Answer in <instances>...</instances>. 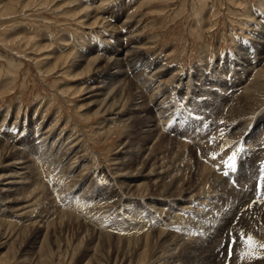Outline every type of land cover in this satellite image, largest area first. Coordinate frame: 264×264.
<instances>
[{"label": "rangeland", "instance_id": "rangeland-1", "mask_svg": "<svg viewBox=\"0 0 264 264\" xmlns=\"http://www.w3.org/2000/svg\"><path fill=\"white\" fill-rule=\"evenodd\" d=\"M109 23H112L111 26L108 25ZM111 27H115L117 34L119 31V41L116 40V33L114 34L111 31ZM115 29H113L114 32ZM256 34L258 37H264V0H0V133L5 127L10 130L14 125L23 124L28 127V134L35 144L41 141L42 137L36 139L39 134H43L48 139L52 136V140L56 139L59 134V139L61 137H71L64 142L62 150L58 151L57 157L60 159L56 158L57 165L54 164L57 167L60 166L66 180L62 179L63 177L53 180L52 178L55 176L48 169L44 170L40 164L36 167V162L43 159V154L39 152L33 154V152L27 150L26 154H22L21 156L25 157L24 161L28 160L26 163L15 161L17 163L13 168L16 171L15 173L11 172L10 169L8 170L11 167L7 166V163L12 160L5 163L4 160L0 159V188H10L7 192L3 191L8 199L3 202H5V205L14 206L16 210L8 209V212L11 211L14 215L22 214L23 217H29L20 230L21 232L18 231L20 234L15 236V244H18L21 238L22 244L25 243V245H21V249H16L17 245L13 249L0 248V264H42L41 260H47V264H98V262L99 264H116L121 255L127 251L128 242L125 240L133 242L137 238L136 234L132 231L129 233L124 232L125 234L120 230L119 233L115 231L112 234V242L106 241V243H102L101 249H95L99 242V232L101 230H94V233L89 236L86 227L91 230L90 226H94L90 223L91 219L96 222L99 218L98 221L100 222V220L104 221V218L113 219L117 214H121L123 210L125 213L126 209L131 212L132 206L135 209L139 208L138 213L135 214L137 217L125 215L126 219L124 220L127 224H130L131 228L132 224H137L138 217H145L144 212L148 214L147 217L153 216L154 219L151 222L153 226H150L153 230L147 227L144 229L142 237L140 236L143 246L145 244L144 238L149 235L150 240L152 231L155 241V237L159 235V232L165 231L163 233H166L168 230V226L163 225L161 222L163 213L169 211L172 217L184 213L187 218L191 217L189 212L201 211L202 208L199 204L203 205L208 201L215 203L216 201L213 199L204 200L202 197V193L209 191L206 184H203L204 178L202 177H204L207 166L210 165L197 156L195 158L197 157L199 161L200 177L193 184L192 192L181 193L180 195L176 190L168 201H164L161 194L166 189L165 184L176 177L174 174L180 175V173H177L176 166L179 169L178 165H181L185 170L184 175L188 174L191 165L189 158H186V161L183 159L182 163L172 160L176 155L175 150L185 153L188 148L187 145L193 146L203 143L197 140L203 135L195 137V141L192 140L198 133L206 134L203 141L207 140L209 142L221 135L228 134L229 136L231 132L232 134L235 132L236 136L238 134L243 138L240 143L237 140L234 141L235 143L232 141L230 145L223 146L222 150L220 149L216 153L217 155L211 157L212 160L209 159L210 162L215 160L217 166L214 169L221 173V177H226L225 179L228 180L229 185L233 186L230 182L232 176L226 174L234 172L238 177V174L242 173L250 162L262 172V169H264V146L261 150H258V158L254 156L253 147L257 144H264V85L261 86L260 90L258 89L259 94H261H258L257 97L260 100L255 99V104L252 102L246 108V111L235 113V115L234 111L231 112L229 106L235 105L237 99L234 101L230 99L231 101L226 103L228 108L223 106L228 112L223 111L225 115L220 111L222 110L220 104L210 106L211 109L215 107V112L212 110V114L206 112L208 105L203 107L204 101L200 88H209V85L200 87L199 84L204 82L203 77H198L200 78L198 84L200 93L195 92L196 98L192 105L191 102H187L190 94L185 96L186 89L179 84L180 82L185 84L188 77L191 78L195 73L201 74V72H204L205 76H214V74H211L212 72L219 73L222 71L227 73L228 76L225 78V82L229 84L231 80H235L236 74H239L237 71L239 66H235L236 60L234 58L249 53L250 64L253 67L255 66L254 71L260 72L261 70L262 72L263 76L259 81L262 85L264 83V60L254 63V57H259L261 51L259 45L261 43L255 37ZM126 42L131 43L132 48H141L137 54L140 57L136 59L137 61H142V64L144 59L153 58L157 61L155 63L158 65L152 67L148 75L141 77V83L153 71H157V66L162 65L160 69L158 68L160 73L156 75L152 84L148 88H145L148 83L142 85L146 91L143 98L144 104L150 110V114H147L150 117L149 124L151 126L148 131L149 139H143V135L137 138L138 134L134 133L133 130L138 126H142V114L138 117L130 114L121 121H107V118L116 117L104 115L100 109L105 105L99 107L98 104L93 103L96 99L88 98L89 94L85 90L88 85L90 87L97 85L94 81V78L97 77L94 71L97 69L101 72L104 68L103 57H108L113 49H118L116 44H127ZM240 46L244 47L245 51L240 49ZM88 51L93 53L87 54ZM96 53L100 54L102 59L98 60L93 66L88 67L87 59L96 57ZM81 54L86 55V60L80 67H75L73 64L79 63L80 57L78 58V56ZM123 54L124 52L121 53L120 57H123ZM75 59L77 60L75 61ZM137 65H141V63ZM130 72L125 75L127 80L122 82L120 92L113 91L114 100H110V102L113 101L119 106L118 109H121L122 106L125 110L132 99L129 93L139 90V88L134 87L136 73ZM241 79H245L244 74L241 75ZM159 85L161 86L158 89L159 91L157 89L155 91V88ZM214 88L210 92V101L211 97L220 95L219 89L216 86ZM147 89H150V92ZM234 89L231 88L228 94ZM147 92L151 95L149 96ZM152 95L154 99L149 102ZM228 104L230 105L228 106ZM165 107L168 109H165ZM250 108L252 110H249ZM132 113L135 112L132 111ZM255 114L262 119L259 118V121H254ZM33 119V122L39 123L37 126L39 132L35 137L29 129L32 126L30 124L33 123ZM228 121H232V123ZM234 125L236 127H233ZM148 128L145 127L144 130ZM130 132L134 133V138L131 136L132 134L130 135ZM17 134L21 136V130ZM76 143L79 146L81 145V149L76 158L73 159L74 152L77 149L73 151V147ZM163 146H167L172 150L176 148L166 160L162 159V155L156 152L158 147ZM68 147H71L73 152L69 150L66 155L60 157L59 155H62L63 150ZM15 148L16 152L14 153L17 154L18 152L19 154L20 147L16 146ZM45 150L48 151L49 149ZM138 150L139 160H136V164L132 168V174L135 175L140 171L141 179L137 184L143 189L141 200H124L121 202L120 209L115 208L114 211L108 210L106 212L95 209V213H93V210H89L90 213L88 210L85 212V209L82 211L83 207L76 205L73 198L76 194L73 193L77 189L73 187V179L68 180L71 170L75 171V174H73L75 176L83 168L82 162H80L81 159H84V163L89 165V170L83 172L85 174L88 172V180L82 185L80 192L78 191L79 196L82 197V191L88 189V182H92L93 185L89 188L86 196L93 190L98 191L107 186L109 179H107L106 173L113 171L116 166L114 164H117V162H128L132 154ZM232 157H234V160L230 159ZM167 160L170 163L172 162L171 165L167 163ZM143 162L146 163L145 166H143ZM243 162L245 165L241 167L240 163ZM173 163L177 164L174 165ZM230 164L233 166L229 167ZM63 165L67 167L65 168ZM38 167L40 173L37 170L35 171ZM66 169H69L68 172ZM215 170L214 172H216ZM8 172L12 176L2 178ZM27 172L30 173L29 176H33L36 180L35 183H37L39 189L37 192H41L40 188L49 187L52 189L56 187V189H60L62 193L60 192L57 196H66L65 199L72 202L70 206L73 205L72 208L75 209V212H73L74 210H68L69 207L66 208L59 203L57 196L53 194V190H50L47 196L43 194V198H46L43 205L26 208L29 203L25 204L21 201V198L25 194L22 188L24 186L28 187V182L25 180ZM36 172L37 175H35ZM101 172L104 174L100 175ZM163 175L167 178L165 179ZM123 177H120L119 180H124ZM259 180L261 181V179ZM31 189L32 186L28 190L31 191ZM215 193L208 192V195L216 196L220 194V191ZM258 195L259 208L257 207V210L259 211H257L258 220H256L258 222L254 221V224L256 230H262V234H258V231L253 228L255 233L251 230L252 227L251 229L248 228V225L247 228L245 227L232 236L230 239L232 241L231 246L222 249L217 257L214 256L215 259L213 258L210 264H264V249L257 247L253 256L250 257L248 255L249 249L244 243L247 236H252L254 240L259 241V244H264V228L258 226V223L263 222L264 224V179L260 185ZM179 197L182 201H176ZM3 202H0V204H3ZM48 202L53 203V207H48ZM129 202H131V205H129ZM259 203L262 204L259 206ZM149 208L152 209L149 210ZM249 208H247V211ZM46 209H48L47 212ZM65 209L68 210L67 214L70 211L72 214L69 215L76 217L77 222H74L75 224L67 220ZM77 212L81 213V216ZM139 212L143 213L140 215ZM205 212L207 211L205 210ZM158 213L159 216L156 218ZM247 213L249 214V211ZM47 214L55 227L60 226V229L57 228L56 232L59 241H61L60 243L66 245V247L63 248V245L62 247L60 245L62 249H56V246L55 249H36L39 247V241H42L46 231L41 218ZM87 217L90 221L86 219ZM133 217L137 219L132 220ZM3 218L5 217L1 219ZM101 224L105 226L106 223ZM190 225L189 228L193 230L195 227L198 228L199 223H191ZM224 226L228 228L227 224ZM2 227L3 229L6 228L4 225L0 226V232L3 230ZM229 227L232 228V225H229ZM189 228L174 231L169 243H174L182 238L181 236L186 234ZM222 231L226 233V229H223L218 231L217 234L224 235ZM207 232L190 233L189 236L207 235L209 234ZM33 235L40 237L37 243L30 247L29 244H26L31 241ZM93 239V244H87ZM118 240L123 241L118 243ZM128 250L132 251L130 254L132 257H134V253L136 254V260L137 255L142 251L147 250L146 257L152 251V249L143 248ZM48 254L51 260L48 258ZM253 258H256V263ZM143 261L139 264L148 263L145 262L146 259ZM194 263L208 264L199 263V261Z\"/></svg>", "mask_w": 264, "mask_h": 264}, {"label": "bare ground", "instance_id": "bare-ground-1", "mask_svg": "<svg viewBox=\"0 0 264 264\" xmlns=\"http://www.w3.org/2000/svg\"><path fill=\"white\" fill-rule=\"evenodd\" d=\"M102 20H104V19H102ZM111 24L109 23L108 25L111 26ZM113 29H115V27H111V31H113V33L115 34L116 29H115V32ZM119 35L120 34L118 31V34L116 33V40L117 41H119V37H120ZM255 37L259 40V43L262 44V45L259 44L260 50H261L260 56L254 57V59H255L254 63L255 62L259 63V62L264 60V54H262V53H264V37H262V36L258 37L257 34L255 35ZM121 41H124V40H121ZM116 47L118 49H113L111 54L109 53L108 57H106V58L103 57V60L105 63L104 68L101 70V72L98 71L97 69H96V71H94V74L97 75V77L94 78L95 84H97V85L95 87H90V85L86 86V89H85L86 93L89 94L88 98L92 97V98L96 99V100H94L95 102H93V103L98 104L99 107L101 105L103 106V104L105 105L103 108L100 109V110H102L104 115L106 114L107 116L111 115V116L116 117V118H107L106 119L107 121H110V122L121 121V120H123V118L128 117L130 114L135 115L137 117H138V115L142 114V116H141L142 120H143L142 126H138V128L133 129V130H134V133L138 134V136H136L137 138L143 135V137H142L143 139H149L150 136L148 135V133H149L148 131H149L151 126L149 124L150 123L149 122L150 117H148L147 114H150L149 113L150 110L148 109V107L145 106L146 104H144L143 98H144V94L146 92L145 88H148L152 84V81L156 78V75L158 73H160L159 69H160V66H162V65H159V67L157 66V71H153V73L149 77L147 76L146 79H144V81H142V83H141V77L148 75V73L152 70V67L158 65L157 63H155L157 61H155L153 58L144 59V60L142 59L143 64H142V61H137L136 59L140 58L139 56H137V54L139 53L141 48L140 47L132 48L131 43H127V44L120 43V45L116 44ZM240 49L245 51L244 47H242V46H240ZM93 52H94V50H93ZM93 52L88 51L86 53L90 54ZM122 52H124L123 57H120ZM100 54H101V52H100ZM100 54H97L96 57H94V58L87 59L88 67L93 66L96 62H98V60L102 59ZM238 55H240V54H238ZM79 57H80L79 63L73 64L75 67H80L81 64L86 60L85 54H81L80 56H78V58ZM234 59L236 60L235 66H239V69H237L239 74H236L237 77H235V80H231V82L229 84L225 82V78L228 76L225 71H222L219 73L218 72L217 73L212 72L211 74H214V76H205L206 74L204 72H201V74L195 73L192 75L191 78L188 77V80L186 81L185 84L180 82L179 83V84H181L180 86H184V88L186 89L185 96H188V94H190L188 96L187 102L188 103L191 102V105H192L194 99L196 98L195 92L197 93V91H198V84L200 82L199 79L201 77H203L204 82L199 84L200 87L202 85L203 86L209 85V88H204V87L202 89L200 88L201 94H202L201 96H202V99L204 101L203 107H204V105H208L206 112H208V113L210 112L212 114V110L214 111L215 107H214V109L213 108L211 109L210 106H218L219 104H220V106L222 105L221 106L222 110H220V109L219 110L222 112L226 111L223 106H226V103L228 101H231V100L234 101L236 99L237 100L235 102V105L229 106L230 104H228L231 112L234 111V114H235V113H239L241 111H246V108L248 106H250L252 104V102L254 103L255 99H257V98L259 99V97H257L259 94L258 89L260 90L261 86L264 85V83L261 85L259 81H260L261 76H263V75H262L261 70H260V72L254 71L255 66L253 67L250 64L249 53H246L245 55H241L240 57H235ZM76 60L77 59H75V61ZM138 63H141V65H137ZM134 69H138V70H134ZM129 72L130 73L133 72L134 74L136 73L134 76L135 77L134 87L139 88V90L129 93L130 96L132 97V99H131V102L129 103V105L126 107L125 110H123L122 106H121V109H118L119 106L117 104L113 103V101L110 102V100H114L113 91L120 92L122 82L127 80L125 75H127ZM228 72H229V70H228ZM229 74H230V72H229ZM242 74L245 75L244 80L241 79ZM198 77H200V78H198ZM144 83H148V84H146L147 86L145 88L142 86ZM216 83H218V84H216ZM227 84L230 86H228ZM160 85L157 87L155 86L156 87L155 91H156V89L157 90L160 89V87H161ZM215 86H216V88L219 89L220 95H217V97H211V101H210V96H211L210 92H212V90L215 89L214 88ZM231 88H235V89L231 90V92L228 94V92ZM218 89H217V91H218ZM149 90L150 89H147L148 92H150ZM129 91H130V89H129ZM158 91H157V93H158ZM148 92H147V94H148ZM155 95H156V92H155ZM204 95H206V96L204 97ZM185 98H187V97H185ZM152 99H154L153 95L150 97L149 102H152L151 101ZM132 102H135V103H132ZM165 102H164V104H165ZM166 106H168V105H166ZM216 108H218V107H216ZM165 109H168V108L165 107ZM249 110H252V109L250 108ZM132 111L135 113H132ZM196 111H198V110H196ZM123 112H125V113H123ZM231 115H233V114H231ZM259 118H260V116H258L257 114L254 115V121L258 120ZM235 119L237 120V118H235ZM261 119L262 118H260V120ZM3 120H2V122H3ZM228 120H231V119H228ZM33 121H34V119L32 120V122ZM232 121H233V119H232ZM232 121L231 122L228 121V122L232 123ZM104 122H106V121L104 120ZM30 125H32L31 128H29V129H31V134L33 135V137H35L36 134L39 132V130H38L39 127L37 128L39 123L33 122ZM128 127H130V126H128ZM145 127H149V128L147 130H144ZM233 127H236V125H234ZM131 129H132V127H131ZM19 130H21V134H20L21 136H19L17 134V132ZM133 130H132V132H133ZM28 131H29L28 127H25V125H23V124L18 125V126L14 125L13 127H11L10 130L5 127L1 131L2 133H0V136H1L0 137V159L4 160L5 163L8 162V160H12L11 162L7 163V166L11 167V168H8V170L10 169L11 172H13V173L16 172L15 170H13V168L17 164L15 162L17 160L23 161V163L24 162L26 163V161L28 159L26 161H24L25 157H23L21 155L26 154V151L28 150L29 152H33V154H36L37 152L43 154V159H39V160L35 159V160L39 161V162L38 161L36 162L37 163L36 167L40 164V166H43L44 170L48 169L49 172H51L52 175L55 176L54 178H52L53 180L54 179L58 180V179H60V177H63L62 179L66 180L65 176H63V173H62L63 170H61L60 166L57 167L54 164H56V162H57L56 158H58V160L60 159L59 157H57L58 151L62 148L64 142L68 141L71 137L70 136L65 137V138L61 137L59 139V137H60V134H59L56 139L54 138L52 140V136L49 137V139H48L47 137H44L43 134L42 135L39 134L38 136H36V139L38 137H42L41 141L38 144L37 143L35 144V142H33L34 140H32L31 136L28 134ZM230 131H232V130H230ZM134 133L130 132V135L132 134L131 136L133 138H134ZM229 134H230V132H229ZM199 135H203V136L199 137L197 140L203 142L202 144H204V145H202V144L193 145V146L187 145L188 148L185 146L187 148L185 153L183 151H182L183 152L182 153L181 151L175 150L176 155H175L174 160H172V161L179 163L181 161L183 162L184 161L183 159H185V161H186V158H189L191 161V165L189 167V172H188V174H185L186 175L185 176L184 175L185 170L183 169L184 167H181V165L180 166L178 165V167H179V169H178L176 166L175 168H176V170H178L177 173H180V175L174 174L176 177L169 180L168 184H165L166 189L161 194L164 198V201H168L169 198L173 195V193L176 190L180 195H181V193L185 194L187 192H189V193L192 192L191 189L193 188V184L200 177L199 161L197 160V157H198L199 159L205 160L206 163L208 165H210V166H207V169L204 167V170L206 169V172H204L205 173L204 177H202V178H204L203 184H206L207 189L209 190L208 192L216 194L215 193L216 191H220V194H217L216 196L215 195L214 196L208 195L207 191L202 193L203 196L202 195L201 196L204 198V200L213 199L216 202L214 203L213 201H208L205 204L203 203V205L199 204V205H201V208H202L201 211L199 210L196 213L189 212L191 217H187V218L185 216L186 214L184 215V213L181 215L173 216V217L170 215L171 213L169 211H167V213H163V215H162L163 220L162 221L160 220V221L162 222L163 225L165 224L166 226H168V230L166 231V233H163L165 231L159 232V235L155 237V241L153 238L154 235H153V231H152L150 233V236H151L150 240H149V235H146V238H144L145 244L143 246H142V238H141L142 236L141 235H143L142 233H143L145 228L148 227V229H152V228H150V226H153L151 224L152 220L154 219V218H152L153 216L147 217L146 215H148V214H146V212H144L145 217H138V220H141V221L137 220V224H132L131 228H130V224H127L126 221L124 220V219H126L125 215H131V217L133 215L136 216L135 214L138 213L139 208L135 209V208H133L134 206H132L131 207L132 211L130 212L129 209H126L125 213L123 212L124 210L122 209L123 211L121 212V214L116 215L118 217L115 216L113 219H105L104 218V221L100 220L101 223H103V222L106 223V224H104L105 226H102V224L98 221L99 218L97 219L96 222H93L92 219L90 221L89 218L87 217L86 219H88L90 221V223L92 225H94V226H90L91 230L88 227H86L87 233H89V236H91V233H94V230H96V231L98 229L101 230L99 232V240H98L99 242H98L97 247L95 249H99V248L101 249L102 243H106V241H108L109 243L112 242V239H113L112 234L115 231H117L116 233H119L120 231L121 232L123 231V233L124 232L129 233L130 231H132L133 233L136 234L137 238L134 239L133 242L125 240L126 242H128V244L126 246L127 251L125 254L121 255V258L118 260L117 263L139 264L142 260L145 261V259H146L145 262H148L147 264H190L192 262L194 263V262H198V261H199V263L201 262V263L210 264L212 259L213 258L215 259V257H217L219 255V253H221L222 249L228 248L229 246H231L232 241L230 239L232 238V236L234 234L238 233L239 231H241L245 227L247 228L248 225H249L248 228L251 229V227H252L251 230H253V228L256 230L254 221L258 220V214H257V211H259V210H257L258 199H259L258 194H259L260 185L262 183V180L264 179V169H262V172H261V170H259V168L257 169L256 165L252 164L249 161L250 163H248L247 168H245V170H243L242 173H239L238 177L234 172H230V173L226 174V175L232 176L230 182L233 184V186L229 185L228 180L225 179L226 177L225 178L221 177V173L217 172L214 169L217 166V163H215V160L210 162L209 159H211L212 156L214 157V155L223 146L230 145L232 143V141L234 142L237 140L240 143V141H242L243 138H241V136H238V134L236 136L235 132H234V134H232V132H231V135H229V136H228V134L224 135V136L221 135L222 137L219 136L218 138H215L212 142H209L207 140L203 141L204 138H206L205 137L206 134L198 133L197 135H195L193 137L192 140L195 141V137H198ZM236 137H238V138H236ZM68 144H66V145H68ZM16 146L20 147L19 148L20 149L19 154H18V152H17V154L14 153V152H16L15 151ZM263 146H264V144L262 143V144H257V145H255V147H253L254 151L253 150L252 151H253L255 157L258 158V153H259L258 150H261L263 148ZM185 147H184V149H186ZM45 149H47V150L49 149V150L46 151ZM75 149H76V151L74 152V158L73 159H75L77 154H79V152H80L79 150L81 149V145L79 146V145H77V143L74 144L73 151ZM174 149H176V148H174ZM69 150H71V147L65 148L63 150L62 155H59V156L61 157L63 155H66V153H68ZM173 150L170 148H167V146L166 147L163 146V147H158L156 149V152L159 153V155H162V159L166 160L170 156L169 154L173 153ZM222 154H223V152H222ZM138 156H139V150L136 151L134 154H132V157L129 159L128 162H126V163L117 162V164H114V165H116L115 169L113 171L106 173V177H107V179H109L107 186L102 187L101 190H98V191L93 190L92 192L89 193L88 196H86L88 194L89 188L93 185L92 182H90V183L88 182V189L87 190L85 189L82 191V197L79 196L78 193L82 189L81 188L82 185H84L85 182L88 180V176H87L88 172L86 174L83 172L89 170V168H88L89 165H88V163H84V161H85L84 159H81L80 162H82L81 165L83 166V168L75 176H73V174H75V171L73 172L71 170V173L69 175V180H68V181H70V179H73V181H74L73 187L77 189V190H74V193H73V194H76V196L75 195L73 196L74 202H76V205L78 207L79 206L83 207L82 211H84V209H85V212L87 210H88V212H89V210L90 211L93 210V213H95L94 212L95 209L98 211L102 210L103 212H106L108 210L114 211L115 208L117 209V208L121 207L120 206L121 202L124 200H128V199L141 200V198H143V195H142L143 189H141L140 186L137 184L139 179H141L140 178L141 177L140 171H138L136 174L134 173L135 175L132 174V172H133L132 168L136 164V160H139ZM195 156H197V157L195 158ZM222 156H224V155H222ZM31 157H33V156H31ZM29 158H30V156H29ZM221 160H223V159H221ZM167 161L166 162L171 165L172 162L170 163L169 160H167ZM244 162L240 163L241 167H243L245 165ZM177 163H175V164H177ZM65 165H63V166H65ZM145 165H146V163L143 162V166H145ZM7 166H4V167H7ZM34 167H35V165H34ZM66 167L67 166H65V168ZM69 168L71 169V167H69ZM38 169H39V167L37 169H35V171L37 170V172H39ZM213 169L216 172H214ZM27 170H28V168H27ZM67 170H69V169H66V171ZM218 171H219V169H218ZM9 172L4 174L2 176V178L5 176H6L5 178L11 177L12 175H10ZM28 172H30V171H28ZM28 172L25 174L26 175L25 180L28 182V185H27L28 187L24 186L22 188V190L25 191V194L22 195L23 197L21 198V201H23L25 204L29 203V205L26 206V208L34 207V205H36V206L37 205H43V202L46 201L45 200L46 198L45 199L43 198V194H46V196L49 195L50 190H53L54 195H56V196L59 195L61 190L56 189V187H53L52 189H50L49 187L48 188H42L43 189V191H42V189L40 188L42 186H40L39 188H40L41 192L40 193L37 192L39 189H38L37 183H35L36 180L33 178V176H29L28 174H30V173H28ZM37 172L35 175H37ZM134 172H135V170H134ZM220 172H221V170H220ZM103 174L104 173L101 172L100 175H103ZM242 175H243V177H242ZM122 176H124L123 177L124 180L122 179V181H120L119 178ZM163 176L165 177V175H163ZM168 176H169V174H168ZM201 176H203V175H201ZM166 178L167 177H165V179ZM259 179H261V181ZM52 185H53V183H52ZM31 186H32V189H31V191H29L28 189ZM54 186H55V184H54ZM106 187H108V188L106 189ZM9 189L10 188H7V189H3L2 187L0 188V202L8 200L7 196L5 195V193H3V191L7 192ZM36 193H38L37 194L38 196L36 195ZM65 197H61V195L59 197L57 196L59 203H61L66 208L69 207L68 210H74L73 212H75V209L72 208L73 205H72V207L70 206L72 204V202L65 199ZM213 197H215V198H213ZM52 199H54V198H52ZM176 201H182L181 197L177 198ZM262 203H259V206ZM129 205H131V202H129ZM47 206L51 208V207H53V203L48 202ZM97 207H98V209H97ZM247 208H249L248 209L249 214L247 213L248 212ZM8 209H14V206L5 205V202H3V204L2 203L0 204V226H2V225L6 226L5 229H3V227H2L3 230L0 232V248L8 247L9 249L10 248L13 249V247L17 245L16 249H21V245H23L22 244L23 241L20 238L21 241L19 239L18 244H15L16 243L15 236H16V234H20V232H21L20 230L22 229V227H24V225H25L24 223L26 221H28L27 218H29V217H25V216L23 217L22 214L21 215L20 214L14 215L11 211L8 212ZM151 209L152 208H149V210H151ZM68 210L65 209V211H66L65 214L67 215V220L70 221L71 223L77 222V219H75L76 217H74L73 215H69V214H72V212L70 213V211H69V214H67ZM205 210L207 212H205ZM47 211H48V209H46V212ZM76 211H78V210H76ZM80 212H81V209H80ZM139 213L141 215L143 212H139ZM73 214H75V213H73ZM263 214H264V212H263ZM1 215H4V216H1ZM78 215L81 216V213L80 214L78 213ZM78 215H76V216H78ZM84 215H83V218H84ZM20 216H22V217H20ZM156 216H157L156 218H158L159 213ZM2 217H5V218L1 219ZM9 217H11V218H9ZM136 217H133L132 220H134V218L137 219ZM84 220H85V218H84ZM41 221L44 222L46 231H45V234L43 235L42 241H39L40 242L39 247L36 249H55V246H56V249H62V248H60V245H61V247L63 245V248L66 247V245L64 246V244L60 243L61 241H59V236L57 235V232H56V229L57 228L60 229V226L55 227L53 225V223L50 221L48 214L45 215L44 217H42ZM256 222H258V221H256ZM88 223H87V225H88ZM191 223H195V224L199 223L198 228H200V229L195 227L192 230V228H189L191 226L190 225ZM225 224H227L228 228H226V226H224ZM229 225H232V228L229 227ZM258 226L263 229L264 228L263 222L258 223ZM187 227L189 228V229H187L189 233L186 232V234L181 236L182 238H179V240H177L175 242L173 241L174 243H172L170 241L171 244L169 243V240H170V238H172V235H173L172 233L174 231H177V230L179 231L180 229L187 228ZM148 229H147V231H148ZM223 229H226V233H223V231H222V233L224 235L221 236V233L217 234L218 231L223 230ZM191 230H192V233L190 232ZM18 231H20V232L18 233ZM202 231H208L207 233H209V234H207V235L201 234V236L198 235L199 237L194 236V235L189 236L190 233L191 234H193V233L200 234V232L202 233ZM256 231H258V234H260L262 230L259 231V229H257ZM133 233H132V235H133ZM39 237L40 236L33 235L31 241H29L26 245L29 244L30 247L33 246L35 243H37ZM103 238H104V240H103ZM119 239H120V237H119ZM151 239H152V241H151ZM102 240H103V242H102ZM128 240H130V239H128ZM121 241H123V240H118V243H120ZM153 241H154V244H153ZM255 241L257 242V244H259L258 240H255ZM89 243L93 244L94 239L87 242V244H89ZM24 245H25V243H24ZM140 245H141L140 248L150 249V250L152 249V251L150 254H148L147 257H146L147 250L142 251L141 253H139L137 255V260H136V254L134 253V257H132L130 255L132 251L130 252V250H128V249H140L139 248ZM88 248L91 249L90 247H88ZM50 254L52 255V253H50ZM40 256L42 257V255H40ZM44 256H46V255L44 254ZM49 256L50 255L48 254V258H49ZM49 259L51 260V258H49ZM253 260L256 263V258L255 259L253 258ZM46 261L41 260L40 262L42 264H47ZM50 264H52V263H50ZM98 264H99V262H98Z\"/></svg>", "mask_w": 264, "mask_h": 264}, {"label": "snow or ice", "instance_id": "snow-or-ice-1", "mask_svg": "<svg viewBox=\"0 0 264 264\" xmlns=\"http://www.w3.org/2000/svg\"><path fill=\"white\" fill-rule=\"evenodd\" d=\"M234 160V157L230 158ZM233 165L230 164L229 167H232ZM244 243L246 247L249 249L248 255L251 257L254 254V250L259 247L260 249H264V244H257V242L253 239L252 236H247V238L244 240Z\"/></svg>", "mask_w": 264, "mask_h": 264}]
</instances>
